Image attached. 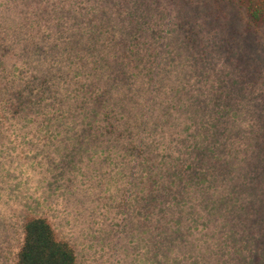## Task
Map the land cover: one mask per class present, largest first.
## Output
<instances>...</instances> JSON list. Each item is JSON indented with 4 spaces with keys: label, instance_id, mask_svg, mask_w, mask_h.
Masks as SVG:
<instances>
[{
    "label": "rangeland",
    "instance_id": "rangeland-1",
    "mask_svg": "<svg viewBox=\"0 0 264 264\" xmlns=\"http://www.w3.org/2000/svg\"><path fill=\"white\" fill-rule=\"evenodd\" d=\"M262 19L241 0H0V264L30 216L77 264H264ZM29 83L44 100L18 111Z\"/></svg>",
    "mask_w": 264,
    "mask_h": 264
},
{
    "label": "trees",
    "instance_id": "trees-1",
    "mask_svg": "<svg viewBox=\"0 0 264 264\" xmlns=\"http://www.w3.org/2000/svg\"><path fill=\"white\" fill-rule=\"evenodd\" d=\"M248 5L251 16L256 21H261L264 16V0H241ZM35 82V87L37 86ZM42 90L49 89V79H40L37 82ZM34 83H29L26 89L28 94L24 95L19 91L16 93L18 100V111L24 108H32L43 97L34 94ZM48 86V87H47ZM38 99L34 103V99ZM110 128H115L114 126ZM129 124H125V130H129ZM23 243L17 254L15 264H77V256L69 242L58 237L55 229L45 218L30 216L27 217L23 227Z\"/></svg>",
    "mask_w": 264,
    "mask_h": 264
}]
</instances>
